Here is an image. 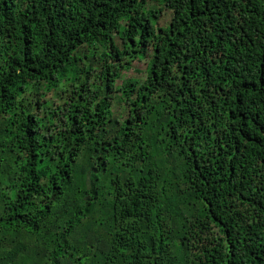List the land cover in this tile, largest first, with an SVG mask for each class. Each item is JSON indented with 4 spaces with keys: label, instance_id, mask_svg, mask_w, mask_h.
Listing matches in <instances>:
<instances>
[{
    "label": "trees",
    "instance_id": "trees-1",
    "mask_svg": "<svg viewBox=\"0 0 264 264\" xmlns=\"http://www.w3.org/2000/svg\"><path fill=\"white\" fill-rule=\"evenodd\" d=\"M0 264H264V0H0Z\"/></svg>",
    "mask_w": 264,
    "mask_h": 264
},
{
    "label": "rangeland",
    "instance_id": "rangeland-1",
    "mask_svg": "<svg viewBox=\"0 0 264 264\" xmlns=\"http://www.w3.org/2000/svg\"><path fill=\"white\" fill-rule=\"evenodd\" d=\"M163 20L165 21V18H163ZM136 67H137V70L138 71H141L142 69H143V66H142V64H139V65H136ZM130 75H135V71H133V70H130V71H127V73L124 75V77L126 78H128ZM121 82V81H120Z\"/></svg>",
    "mask_w": 264,
    "mask_h": 264
}]
</instances>
